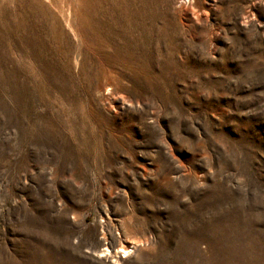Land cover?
Masks as SVG:
<instances>
[{
    "label": "rangeland",
    "instance_id": "1",
    "mask_svg": "<svg viewBox=\"0 0 264 264\" xmlns=\"http://www.w3.org/2000/svg\"><path fill=\"white\" fill-rule=\"evenodd\" d=\"M258 1L0 0V264H264Z\"/></svg>",
    "mask_w": 264,
    "mask_h": 264
},
{
    "label": "bare ground",
    "instance_id": "2",
    "mask_svg": "<svg viewBox=\"0 0 264 264\" xmlns=\"http://www.w3.org/2000/svg\"><path fill=\"white\" fill-rule=\"evenodd\" d=\"M260 4H261V6L264 8V0H259L258 1ZM121 252H125L126 253V250L125 249H121Z\"/></svg>",
    "mask_w": 264,
    "mask_h": 264
}]
</instances>
